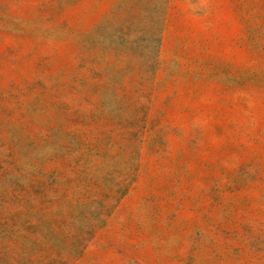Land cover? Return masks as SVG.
I'll list each match as a JSON object with an SVG mask.
<instances>
[{"label":"rangeland","instance_id":"1","mask_svg":"<svg viewBox=\"0 0 264 264\" xmlns=\"http://www.w3.org/2000/svg\"><path fill=\"white\" fill-rule=\"evenodd\" d=\"M0 264H264V0H0Z\"/></svg>","mask_w":264,"mask_h":264}]
</instances>
